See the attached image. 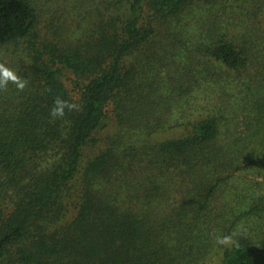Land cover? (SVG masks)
<instances>
[{
    "label": "trees",
    "instance_id": "1",
    "mask_svg": "<svg viewBox=\"0 0 264 264\" xmlns=\"http://www.w3.org/2000/svg\"><path fill=\"white\" fill-rule=\"evenodd\" d=\"M0 62V264H264V0H0Z\"/></svg>",
    "mask_w": 264,
    "mask_h": 264
},
{
    "label": "clouds",
    "instance_id": "2",
    "mask_svg": "<svg viewBox=\"0 0 264 264\" xmlns=\"http://www.w3.org/2000/svg\"><path fill=\"white\" fill-rule=\"evenodd\" d=\"M9 83L15 85L19 91H23L27 86L26 79H22L21 76L17 74V71L7 66L5 63L0 62V90L6 91ZM66 110L68 112L80 111L81 105L57 96L50 110V116L53 119L63 118L66 115ZM215 243L225 247H231L234 241L231 235H223L217 236L215 238Z\"/></svg>",
    "mask_w": 264,
    "mask_h": 264
}]
</instances>
